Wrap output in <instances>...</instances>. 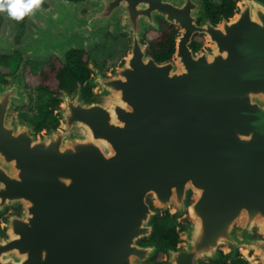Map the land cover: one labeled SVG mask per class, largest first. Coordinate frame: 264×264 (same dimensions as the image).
Wrapping results in <instances>:
<instances>
[{
	"label": "water",
	"instance_id": "1",
	"mask_svg": "<svg viewBox=\"0 0 264 264\" xmlns=\"http://www.w3.org/2000/svg\"><path fill=\"white\" fill-rule=\"evenodd\" d=\"M45 1L29 57L64 60L108 33L129 49L107 73L89 65L94 100L57 94V128L12 118L27 97L0 86V264H264V0L217 22L205 0ZM160 20L176 29L162 61L144 43ZM167 213L179 239L156 259Z\"/></svg>",
	"mask_w": 264,
	"mask_h": 264
},
{
	"label": "flooded vegetation",
	"instance_id": "2",
	"mask_svg": "<svg viewBox=\"0 0 264 264\" xmlns=\"http://www.w3.org/2000/svg\"><path fill=\"white\" fill-rule=\"evenodd\" d=\"M69 1L78 2L81 0ZM42 6L48 8L49 4L45 0H39L38 4L34 6L37 10L32 9L22 19L12 17L14 31L6 34H1L5 19L0 13V47L12 46L9 48L12 49L10 53H0V86L16 83L22 87L21 95H26L29 102L22 101L23 103L18 104L12 110L11 115L32 122L38 132H41L46 125L56 128L60 125L56 108L62 105V101L56 98L58 93H72L79 85L84 98L89 101L94 100L93 90L87 85L92 75L89 65L94 62L101 66L106 73L111 69L105 64V60L98 58L97 51L105 49L110 40L116 42L124 39L126 41L127 48L123 50L122 56L129 47V40L125 35L121 34L115 37L108 33L105 44L97 45L90 50L70 49L66 52L64 60L57 54L41 59V52L37 58H31L30 55L38 54L37 47L41 48V21L34 22V24L30 18L37 13L41 15ZM85 12L86 10L83 9L82 13ZM165 26L174 27L160 20V30L150 29L146 32L144 43L147 47V34L151 31L162 32ZM174 30L176 33L175 27ZM27 31L38 32V34L35 33V40H29L21 51L17 46L21 44ZM37 39L40 41L38 42ZM34 78H36L35 82L32 80ZM21 100H23V95ZM220 261L225 262L223 258Z\"/></svg>",
	"mask_w": 264,
	"mask_h": 264
},
{
	"label": "trees",
	"instance_id": "3",
	"mask_svg": "<svg viewBox=\"0 0 264 264\" xmlns=\"http://www.w3.org/2000/svg\"><path fill=\"white\" fill-rule=\"evenodd\" d=\"M236 8V2L234 0H223V4L216 6L205 0V9L207 11V16L212 17V19L217 22L219 16H232ZM175 30L174 27L165 26L162 32L151 31L147 34L148 49L154 57L159 60H165L169 58L175 50ZM204 42L202 36H196L194 38L193 47L199 49ZM156 229L152 240L159 243L161 250L159 251L156 259L159 256H163V249L166 246H175L178 243L179 234L177 231L178 222L170 214L159 216L155 219ZM226 262V261H225ZM225 262H217L215 264H226ZM235 264H248L245 258H240L234 262Z\"/></svg>",
	"mask_w": 264,
	"mask_h": 264
},
{
	"label": "rangeland",
	"instance_id": "4",
	"mask_svg": "<svg viewBox=\"0 0 264 264\" xmlns=\"http://www.w3.org/2000/svg\"><path fill=\"white\" fill-rule=\"evenodd\" d=\"M31 20V19H30ZM29 23V22H28ZM31 23V22H30ZM33 23V22H32ZM35 24V23H34ZM10 30V29H9ZM29 34L30 35H32V34H34V32H31V31H27L26 32V34H25V36H29ZM38 34V32L36 33V35ZM24 36V37H25ZM26 39V37L25 38H23L22 39V42H23V40H25ZM21 42V43H22ZM204 43V42H203ZM122 44H123V46H122ZM21 45V44H20ZM20 45H18V46H20ZM105 48V47H104ZM127 48V46H126V41H124V39H121V40H119V41H116V42H113V41H109V44L106 46V48L105 49H102V51H97L96 52V54H97V56H98V58L100 59V60H105L104 62H105V64L107 65V67H111V68H113V67H115V66H117L119 63H120V61L123 59V57H124V55L127 53V51H126V53L122 56V54H123V50L124 49H126ZM128 49H129V47H128ZM53 54H56V53H53ZM53 54H51V55H53ZM114 65V66H113ZM110 71V70H109ZM34 82L36 81V78H34V79H32ZM28 102H29V100H28ZM12 116V115H11ZM13 118V117H12ZM17 118V117H16ZM242 256H244L243 254H242ZM163 258V256H159V259H162Z\"/></svg>",
	"mask_w": 264,
	"mask_h": 264
},
{
	"label": "clouds",
	"instance_id": "5",
	"mask_svg": "<svg viewBox=\"0 0 264 264\" xmlns=\"http://www.w3.org/2000/svg\"><path fill=\"white\" fill-rule=\"evenodd\" d=\"M37 4L38 0H0V11L6 10L11 17L22 19Z\"/></svg>",
	"mask_w": 264,
	"mask_h": 264
}]
</instances>
